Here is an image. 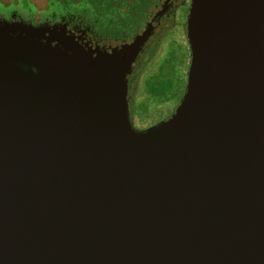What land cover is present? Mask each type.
Returning <instances> with one entry per match:
<instances>
[{"label":"water","instance_id":"obj_1","mask_svg":"<svg viewBox=\"0 0 264 264\" xmlns=\"http://www.w3.org/2000/svg\"><path fill=\"white\" fill-rule=\"evenodd\" d=\"M151 35L0 13V264H264V0H191L185 93L139 130Z\"/></svg>","mask_w":264,"mask_h":264},{"label":"flooded vegetation","instance_id":"obj_2","mask_svg":"<svg viewBox=\"0 0 264 264\" xmlns=\"http://www.w3.org/2000/svg\"><path fill=\"white\" fill-rule=\"evenodd\" d=\"M190 5L191 0H0V13L63 19L85 42L107 49L130 44L149 29L152 35L134 64L131 84L147 51L172 32L186 38ZM129 99L132 113L130 90Z\"/></svg>","mask_w":264,"mask_h":264},{"label":"rangeland","instance_id":"obj_3","mask_svg":"<svg viewBox=\"0 0 264 264\" xmlns=\"http://www.w3.org/2000/svg\"><path fill=\"white\" fill-rule=\"evenodd\" d=\"M189 65L187 40L174 32L142 57L130 84L132 119L139 130L172 116L185 93Z\"/></svg>","mask_w":264,"mask_h":264}]
</instances>
